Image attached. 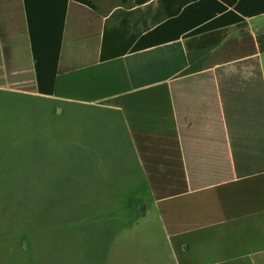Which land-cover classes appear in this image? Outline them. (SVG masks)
<instances>
[{
  "label": "crops",
  "instance_id": "crops-1",
  "mask_svg": "<svg viewBox=\"0 0 264 264\" xmlns=\"http://www.w3.org/2000/svg\"><path fill=\"white\" fill-rule=\"evenodd\" d=\"M93 1L0 0V88L41 96L35 42L90 133L125 139L135 178L106 205L144 219L122 239L148 264H264V0Z\"/></svg>",
  "mask_w": 264,
  "mask_h": 264
},
{
  "label": "rangeland",
  "instance_id": "rangeland-1",
  "mask_svg": "<svg viewBox=\"0 0 264 264\" xmlns=\"http://www.w3.org/2000/svg\"><path fill=\"white\" fill-rule=\"evenodd\" d=\"M261 63L264 73V55ZM98 115L96 110L69 100L33 95L9 86L0 88V169L17 173L21 169L31 171L35 165L45 173L39 184L57 185L53 179L61 183V193L51 198L60 204L69 201V207H57L59 215L42 228L40 236L32 233L24 239L21 234H14L6 238L1 249L14 264H23L25 256L29 257L27 264H36L35 260L42 258L43 264H148L145 255L138 256L137 243L124 244L122 239L127 236L124 229L133 223L141 227L144 219L127 220L119 209H107L110 204L103 208L97 204L98 196L111 203L107 197L112 199L116 186L109 178H135L125 164L131 161L125 139L90 133ZM1 184L22 183L12 177ZM44 197L48 202V195ZM44 197L32 195L27 199L33 203ZM134 198L138 206L139 201ZM12 212L17 216L24 210L14 204ZM4 229L19 228L8 225ZM26 239L31 249L24 255ZM131 240L137 239L130 236Z\"/></svg>",
  "mask_w": 264,
  "mask_h": 264
},
{
  "label": "trees",
  "instance_id": "trees-1",
  "mask_svg": "<svg viewBox=\"0 0 264 264\" xmlns=\"http://www.w3.org/2000/svg\"><path fill=\"white\" fill-rule=\"evenodd\" d=\"M75 2L81 3L85 6H88L89 8L96 9V5L93 0H73ZM151 0H121L122 6L124 7H133V6H142L147 3H149ZM163 1V0H158ZM67 3L68 0H65ZM234 1H232L233 3ZM183 4V2H181ZM220 10H224V7H221ZM261 10H264V1L263 6ZM180 12V9H172V10H166L165 11V17L168 18L164 25H168L169 22L177 19L179 16L176 15ZM264 12V11H262ZM237 20H242V18L235 16ZM62 30V28L60 29ZM168 38H171V36H166L165 38H162V42H166ZM257 43L258 48L261 53H264V33H261L257 36ZM60 44V41H59ZM58 44V45H59ZM58 53V49H57ZM34 58H35V68H36V75H37V88L34 91L37 94H40L41 96H56L63 99H69V100H85L81 99L78 96H75L72 94V92H63L56 88V84L51 81V84L47 83V80L49 78V72L45 73L46 70L41 69V57L37 55V50L35 49V42H34ZM51 69L55 70V67H51ZM53 74V71H52ZM53 75L50 78H52ZM3 84V83H2ZM21 91V90H20ZM88 100V101H94ZM19 157V156H18ZM7 158V157H6ZM39 158V156L37 157ZM39 167H35V165L31 168V171L21 169L17 173H9V172H3V169H0V264H14V262L7 256L4 255L3 250L1 249L2 246L5 245L6 238L10 235H19L21 234L22 237L28 238L30 234L32 236H40L41 231H43L47 227V225L50 224V222L55 221V217H57L56 209L57 207L61 208L62 204H64L66 207H69V201H63L62 204L56 202L51 198L55 194L61 193V183L59 181L56 182L57 179H53L57 185H49V187L45 186L44 184H39L41 182V179H45L43 175L45 174L42 170H39ZM14 177L16 180H20L22 184L19 185H11V186H3L1 183L6 180H10ZM53 178H57L53 176ZM59 179V178H58ZM2 181V182H1ZM31 181V183H30ZM104 186V185H103ZM103 191V190H102ZM46 194L48 195V202H45ZM39 196L44 197L37 202L28 203L27 197L30 196ZM50 196V197H49ZM110 198V197H107ZM112 198V196H111ZM14 204L18 209H20L21 214L17 216H13V208ZM97 204L103 208L107 202L105 201L104 197L98 196ZM52 218V219H51ZM52 220V221H50ZM15 221L16 223H14ZM8 225H16L19 229H4L5 226ZM47 230V229H45ZM30 238V237H29ZM26 249H22L24 251V255H26L27 251H29L30 243L29 240L26 239ZM33 244V241H31ZM91 254H93L91 252ZM28 256H25L24 259H22L21 263L27 264L29 262ZM44 259H38L35 260L36 264H43ZM85 264H90L89 261H86Z\"/></svg>",
  "mask_w": 264,
  "mask_h": 264
}]
</instances>
